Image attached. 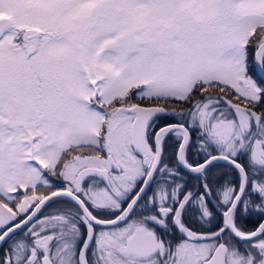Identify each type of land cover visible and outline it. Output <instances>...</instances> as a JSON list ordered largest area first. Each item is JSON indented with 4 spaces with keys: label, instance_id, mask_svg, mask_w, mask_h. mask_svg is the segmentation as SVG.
I'll return each mask as SVG.
<instances>
[{
    "label": "snow or ice",
    "instance_id": "6c2138e0",
    "mask_svg": "<svg viewBox=\"0 0 264 264\" xmlns=\"http://www.w3.org/2000/svg\"><path fill=\"white\" fill-rule=\"evenodd\" d=\"M0 264H264V0H0Z\"/></svg>",
    "mask_w": 264,
    "mask_h": 264
}]
</instances>
